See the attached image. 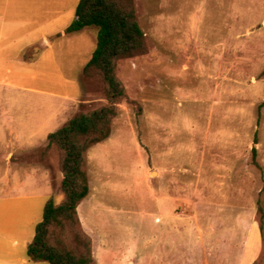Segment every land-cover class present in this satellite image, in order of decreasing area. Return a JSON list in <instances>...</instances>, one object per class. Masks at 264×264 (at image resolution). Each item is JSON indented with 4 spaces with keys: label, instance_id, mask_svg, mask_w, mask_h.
I'll use <instances>...</instances> for the list:
<instances>
[{
    "label": "rangeland",
    "instance_id": "374dc122",
    "mask_svg": "<svg viewBox=\"0 0 264 264\" xmlns=\"http://www.w3.org/2000/svg\"><path fill=\"white\" fill-rule=\"evenodd\" d=\"M133 1L147 52L118 62L127 98L86 154L79 227L94 264H239L264 206V0ZM85 32L55 45L36 77L13 79L39 90L11 95L26 134L107 103L102 80L79 71L96 47V29ZM47 145L0 140V197L64 199L61 155ZM55 232L77 246L69 228Z\"/></svg>",
    "mask_w": 264,
    "mask_h": 264
},
{
    "label": "trees",
    "instance_id": "16d2710c",
    "mask_svg": "<svg viewBox=\"0 0 264 264\" xmlns=\"http://www.w3.org/2000/svg\"><path fill=\"white\" fill-rule=\"evenodd\" d=\"M75 16L66 34L96 29V48L83 68V74L86 77L98 76L102 80L107 103L93 111L77 114L47 137V151L55 147L61 155L63 180L60 192L64 199L58 203L54 195L48 197L42 220L36 225L35 237L27 249L31 262L95 263L91 238L79 227L78 218V207L91 193L85 171L86 154L90 148L110 137L118 105L127 98L126 89L117 75L118 62L147 52L145 34L137 21L133 0H80ZM263 106L264 103L259 106V111ZM254 143L258 144L257 135ZM257 154V149L253 148V162L259 167ZM257 217L263 248L254 264H264V206L260 201ZM55 228H69L77 246H69L58 239Z\"/></svg>",
    "mask_w": 264,
    "mask_h": 264
},
{
    "label": "crops",
    "instance_id": "0c3cea01",
    "mask_svg": "<svg viewBox=\"0 0 264 264\" xmlns=\"http://www.w3.org/2000/svg\"><path fill=\"white\" fill-rule=\"evenodd\" d=\"M69 3L68 0H0V92L9 95L0 101V118L4 119L0 132L5 135L0 140L14 147L23 141L47 140L50 134L43 132L41 138H36L35 133L26 134L21 130L19 111L22 105L20 101H12L11 95L15 97L17 93L20 96L23 92L39 90L22 86L13 79L36 77L37 63L51 61L48 54L53 53L55 45H62L65 39L75 35L86 34L89 28L77 34H66V29L75 20L78 5L72 7ZM94 50L89 51V60ZM85 65L80 66L79 71L83 72ZM75 99L78 98L67 100ZM62 109V115L67 117L65 105ZM51 195L45 191L31 196L18 193L0 197V264H49L31 262L27 249ZM26 200H30L29 203ZM248 239L243 253L239 254V264H254L261 255L263 243L259 223L252 227Z\"/></svg>",
    "mask_w": 264,
    "mask_h": 264
}]
</instances>
